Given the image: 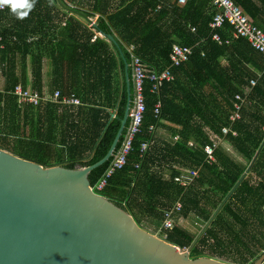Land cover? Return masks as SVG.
<instances>
[{"label":"trees","instance_id":"trees-1","mask_svg":"<svg viewBox=\"0 0 264 264\" xmlns=\"http://www.w3.org/2000/svg\"><path fill=\"white\" fill-rule=\"evenodd\" d=\"M233 1L264 30V0ZM61 2L96 18L97 26L65 10L57 0H36L23 20L7 7L0 10V80L4 83L0 148L45 166L74 168L95 163L108 153L119 130L128 100L127 79L133 99L128 47H135V54L151 71L160 72L171 65L174 45L195 47L190 60L174 69L175 79L163 84L159 93L152 92L148 84L141 132L126 165L116 170L101 191L130 213L140 228L187 250L264 143L263 54L246 39H235L229 24L220 30L223 44L209 38V23L217 12L212 0L184 4L178 0ZM96 33L98 38L93 41ZM45 61L50 67L46 89ZM250 80H257V85L242 106L240 118L232 122L235 96L244 97ZM18 85L41 94L45 91L48 96L55 91L61 96L75 95L82 105L75 111L51 102L21 107L13 95ZM158 102L161 111L156 118ZM163 122L179 137L176 142L160 145L155 140V130L150 129ZM225 128L232 132L223 135ZM219 140L225 147L218 146L216 161L210 165L204 147L219 144ZM145 142L150 147L142 156ZM113 158L90 172L92 185ZM181 169L199 170V177L184 187L176 180ZM180 199L183 210L174 214L175 227L163 229L166 212ZM191 215L202 223L197 232L177 224ZM263 254L264 146L190 258L252 264Z\"/></svg>","mask_w":264,"mask_h":264},{"label":"water","instance_id":"water-1","mask_svg":"<svg viewBox=\"0 0 264 264\" xmlns=\"http://www.w3.org/2000/svg\"><path fill=\"white\" fill-rule=\"evenodd\" d=\"M65 10L96 20L57 0ZM114 40L113 37H108ZM127 105L114 142L102 159L74 168L45 166L0 148V264H232L218 258H190V252L243 177L187 249L140 228L132 215L93 190L90 172L115 155L132 107ZM252 264H264V254Z\"/></svg>","mask_w":264,"mask_h":264},{"label":"built area","instance_id":"built-area-1","mask_svg":"<svg viewBox=\"0 0 264 264\" xmlns=\"http://www.w3.org/2000/svg\"><path fill=\"white\" fill-rule=\"evenodd\" d=\"M187 0H178L180 4L186 3ZM213 6L217 12L209 23L210 27V39L218 44H223V38L220 30H222L226 24H229L232 28V35L235 39L244 38L249 45L259 51L264 56V30L259 28L252 22L250 17L237 5L233 0H212ZM6 8V7H5ZM2 8L0 10H4ZM158 6L157 9H159ZM92 25V24H91ZM196 28L193 27V30ZM98 38V33L93 37V41ZM1 41V38H0ZM226 43H230V39L226 40ZM195 47L174 45L173 54L171 57V65L163 71L153 70L151 71L147 64L135 54V47L132 45L128 47V51L131 55V70H132V82H133V99L132 107L130 111V118L128 126L123 135L120 147L113 160L106 168L100 179L92 185L95 192L101 193L109 184V180L114 175L116 170L121 169L126 165L129 154L133 149V142L137 135L141 132L146 106V91L148 84L150 90L154 93H159L161 87L166 82L173 81L175 79L174 69L179 68L186 64L194 53ZM2 69L0 67V74ZM257 85V80H250L249 87L244 91V97L240 94L235 96L234 111L230 116L232 122L240 118V111L242 106L248 101V95L251 92L252 87ZM13 95L17 98L18 104L21 107L27 105L39 106L43 103H55L65 106H81L82 103L75 95L61 96L59 91H55L53 95L48 96L45 93L41 94L38 91L31 89H25L23 86L18 85L13 91ZM161 103L158 102L155 106L156 118L160 115ZM151 131L155 130V126H152ZM264 130V127H263ZM232 132L231 128L223 129V135H228ZM236 132L233 135L236 136ZM179 137L176 138L178 140ZM190 146L193 143H189ZM219 144L212 143L206 144L204 147L206 153V162L212 164L216 161L215 151ZM150 147V142L142 144L141 155L144 156ZM137 167V166H136ZM199 177V170H184L181 169V176H177L176 180L179 181L182 186L187 187L193 179ZM183 210L182 199L178 200L172 209L166 212V221L163 223L162 228L166 230L173 229L175 227L174 214Z\"/></svg>","mask_w":264,"mask_h":264},{"label":"crops","instance_id":"crops-1","mask_svg":"<svg viewBox=\"0 0 264 264\" xmlns=\"http://www.w3.org/2000/svg\"><path fill=\"white\" fill-rule=\"evenodd\" d=\"M49 71H50L49 64H48L47 61H45V65H44V84H45V89L47 88V83H48V80H49ZM3 84H4L3 80L1 79L0 80V90L3 89V87H2ZM43 93H45V91ZM45 94L47 95V93H45ZM77 107H79V106H70L68 108H70V109L75 111L77 109ZM128 119H130V118H128ZM155 140H157L158 144H160V145H165L167 143L176 142V137L174 135V132H173V129L171 128V126H169V124H167L166 122H163L162 124H159V126L156 127V129H155Z\"/></svg>","mask_w":264,"mask_h":264},{"label":"clouds","instance_id":"clouds-1","mask_svg":"<svg viewBox=\"0 0 264 264\" xmlns=\"http://www.w3.org/2000/svg\"><path fill=\"white\" fill-rule=\"evenodd\" d=\"M36 0H0V9L7 7L20 20L28 17L33 10Z\"/></svg>","mask_w":264,"mask_h":264},{"label":"rangeland","instance_id":"rangeland-1","mask_svg":"<svg viewBox=\"0 0 264 264\" xmlns=\"http://www.w3.org/2000/svg\"><path fill=\"white\" fill-rule=\"evenodd\" d=\"M94 20H96V18H94ZM1 75V74H0ZM3 87V86H2ZM219 143V145H224V143H222V141H217ZM227 147V146H226ZM229 151L233 154V156H235L234 151H232V149L229 148ZM178 225L184 226L185 228L189 229L192 232H197L198 229L200 228V226L202 225V223L198 220H196L193 215H191V217L185 219V218H181L177 221Z\"/></svg>","mask_w":264,"mask_h":264}]
</instances>
